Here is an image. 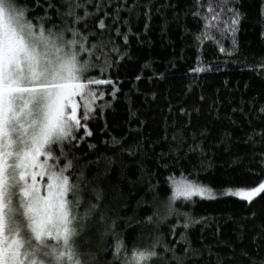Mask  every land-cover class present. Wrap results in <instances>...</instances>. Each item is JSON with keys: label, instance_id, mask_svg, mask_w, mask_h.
<instances>
[{"label": "trees", "instance_id": "trees-1", "mask_svg": "<svg viewBox=\"0 0 264 264\" xmlns=\"http://www.w3.org/2000/svg\"><path fill=\"white\" fill-rule=\"evenodd\" d=\"M95 3L110 4L112 8L140 4L142 8L136 14L150 11L151 15L148 19L133 18L130 26H113L110 17L101 13L99 18L111 26L110 32L96 27L98 20L88 22L87 31L96 33L93 40L111 39L120 49L111 54L110 61L114 63L107 73L120 91L113 99L112 88L101 86L107 94L97 100V105L109 106L90 124L94 135L86 142H77L79 150L72 149L74 155L70 157L82 186L80 213L90 217L78 240L82 250L95 254V264H110L116 236L126 245L122 254L129 257L134 247L143 250L160 236L161 243L174 246V253L158 247L160 256L149 264H223L226 260L253 264L264 259V248L251 242L259 239L264 228V193L251 204L232 197L177 201L179 212L198 220L208 218L206 224L187 230L191 241L187 252L185 245L178 242L185 231L182 226L176 228L175 235L171 232L172 225L178 223L176 216L160 223L171 194L169 182L165 183L169 175L177 178L183 174L217 191L257 187L264 182V125L258 116L259 105L264 104V70L260 67L264 60V0H236L242 14L236 51L232 49L230 32L221 39L214 31L217 22L211 20L207 8L215 7L217 0H200L199 8L196 0ZM152 3L157 8L169 3L173 7L157 13L146 7ZM76 11L83 15V9ZM88 11H95L94 6L89 4ZM104 11L109 9L105 7ZM194 11L201 16L195 17ZM121 16L122 20L129 19L127 12L122 11ZM204 16H208V34L213 39L198 41L194 36L205 31ZM229 18L225 12L221 20ZM54 22L60 24L61 20L54 16ZM117 26L129 34L127 45L122 36L116 35ZM80 27L83 30V25ZM221 44L233 54L220 53ZM197 66L212 70L195 73ZM137 76L141 79L137 80ZM240 107L245 110L232 111ZM229 117L239 127L232 125ZM205 129L208 135L201 137ZM225 132L231 140L222 143ZM88 143L95 144L96 149H89ZM196 146L203 148L206 158L199 150L192 151ZM176 157L180 163L173 167ZM209 162L210 167H201V163ZM164 164L169 167H162ZM97 204L99 211H90ZM179 223L182 225L183 217ZM241 233L244 238H240Z\"/></svg>", "mask_w": 264, "mask_h": 264}, {"label": "snow or ice", "instance_id": "snow-or-ice-1", "mask_svg": "<svg viewBox=\"0 0 264 264\" xmlns=\"http://www.w3.org/2000/svg\"><path fill=\"white\" fill-rule=\"evenodd\" d=\"M89 4L95 11H88ZM196 5L201 7L200 0H196ZM105 7L109 11H104ZM146 7L159 13L173 6L169 3L157 8L152 3ZM140 8V4L112 8L110 4L102 5L95 0H0V264H95V254L84 252L78 243L90 217L80 213L82 186L70 157L74 155L72 149L79 150L77 142H86L94 135L90 124L109 106L97 105V100L107 94L101 86L112 88L113 99L120 91L117 82L107 78L114 63L110 61L111 54L119 53L120 49L111 39L93 40L96 33L87 31L88 22L98 20L96 27L102 32H110L111 26L99 18L101 13L110 17L113 26L121 23L130 26L133 18H150V11L137 15ZM76 9H83V15ZM122 11L129 14V19L122 20ZM207 12L211 14V20L217 22L214 31L221 39L230 32L232 49L238 50L236 33L242 14L236 0H217L216 6L209 5ZM225 12L230 18L222 21ZM193 15L200 17L201 13L194 11ZM54 16L61 20L60 24L54 22ZM203 19L205 31L194 39L212 40L213 36L208 34V16ZM115 32L127 45L129 34L121 32L119 26ZM97 52L100 55H96ZM219 52L233 54L222 44ZM260 67L264 70V60ZM211 70L203 66L193 69L195 73ZM244 110L243 107L232 109L233 112ZM258 116L264 125V104L259 105ZM229 121L239 127L231 117ZM207 135V129L200 133L201 137ZM230 140V134L225 132L221 142ZM261 140H264V134H261ZM87 147L96 149L97 146L88 143ZM197 150L206 158L203 148L192 149L193 152ZM164 155L161 153L162 157ZM179 163L180 158L176 157L173 167ZM210 166V162L208 165L201 163V167ZM168 182L171 195L167 213L160 223L176 216L178 223L172 225L171 232L175 235L176 228L182 226L185 231L180 233L178 242L185 245L186 252L191 248L187 230L206 224L208 218L198 220L187 212H179L175 207L177 201L193 202L196 197L213 201L228 196L251 204L264 193V182L257 187L229 188L221 193V197L212 187L183 174L179 179L169 175L165 183ZM90 211H99V205ZM181 217L182 225L179 223ZM101 220H104L103 216ZM148 220L153 222L152 217ZM115 223H112L113 229ZM240 238H244L243 233ZM251 242L264 248V228L259 239L253 238ZM158 247L174 253V246L161 243V237L157 236L153 244L143 250L134 247L129 257L122 254L126 245L116 236L110 264H149L160 256ZM223 264H236V261L226 260ZM253 264H264V259Z\"/></svg>", "mask_w": 264, "mask_h": 264}, {"label": "rangeland", "instance_id": "rangeland-1", "mask_svg": "<svg viewBox=\"0 0 264 264\" xmlns=\"http://www.w3.org/2000/svg\"><path fill=\"white\" fill-rule=\"evenodd\" d=\"M179 178H180V177H177V179H179ZM169 186H170V182H169ZM170 190H171V187H170ZM225 190H227V189H225ZM225 190H221V191L214 190V191H216L218 197H221V193H222L223 191H225ZM170 195H171V194H170ZM224 197H228V196H223L222 198H224ZM232 198H235V197H232ZM193 199H200V198L196 197V198H193ZM218 199H220V198H218ZM235 199H238V198H235ZM181 201H183V200H181Z\"/></svg>", "mask_w": 264, "mask_h": 264}]
</instances>
